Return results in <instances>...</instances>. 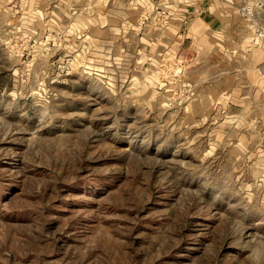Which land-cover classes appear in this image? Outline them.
Listing matches in <instances>:
<instances>
[{"label":"rangeland","instance_id":"1","mask_svg":"<svg viewBox=\"0 0 264 264\" xmlns=\"http://www.w3.org/2000/svg\"><path fill=\"white\" fill-rule=\"evenodd\" d=\"M160 3L0 0V264H264L262 42Z\"/></svg>","mask_w":264,"mask_h":264},{"label":"crops","instance_id":"2","mask_svg":"<svg viewBox=\"0 0 264 264\" xmlns=\"http://www.w3.org/2000/svg\"><path fill=\"white\" fill-rule=\"evenodd\" d=\"M81 1L83 4H90L93 0ZM96 1L100 4V14L98 15H144L154 8L156 0ZM242 3L243 0H162V5L171 14L169 30L177 27L178 30L182 27L187 28L193 21H196L210 28L213 33L227 36L232 41L233 37L238 36V27H240L238 24L241 25L243 31H246V34L254 33L253 25L244 23L246 20L244 21L239 13V6ZM257 5L261 12H264V0H258ZM258 17L259 20L260 17L263 19L262 26L264 28V15H258ZM257 40L255 39L254 45L258 44Z\"/></svg>","mask_w":264,"mask_h":264},{"label":"built area","instance_id":"3","mask_svg":"<svg viewBox=\"0 0 264 264\" xmlns=\"http://www.w3.org/2000/svg\"><path fill=\"white\" fill-rule=\"evenodd\" d=\"M257 2L258 0H243V3L239 7V13L246 21L251 22L254 28L255 38L261 40L264 50V28L263 26L259 25L258 15H255V7ZM150 15L153 16V20L155 21L154 23L161 27L168 26L171 21V14L162 5V3L158 4ZM258 72L260 74H264V61L258 67Z\"/></svg>","mask_w":264,"mask_h":264}]
</instances>
